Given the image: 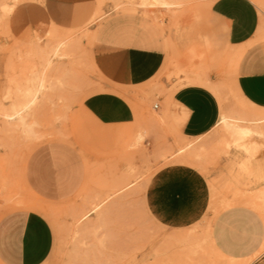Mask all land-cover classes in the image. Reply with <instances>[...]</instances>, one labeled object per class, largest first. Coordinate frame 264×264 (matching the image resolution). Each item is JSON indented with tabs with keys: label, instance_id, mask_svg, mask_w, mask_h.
<instances>
[{
	"label": "rangeland",
	"instance_id": "rangeland-1",
	"mask_svg": "<svg viewBox=\"0 0 264 264\" xmlns=\"http://www.w3.org/2000/svg\"><path fill=\"white\" fill-rule=\"evenodd\" d=\"M159 1L168 5L93 0L89 19L71 27L48 16L45 0H0V249L8 250L9 264H229L211 241L215 215L243 204L264 220V136L222 140L217 125L185 138L168 96L173 80L180 86L187 74L186 83L198 75L211 81L219 117L264 114L235 89L224 33H205L214 0ZM250 1L255 40L264 41V0ZM119 12L153 20L171 52L141 87L113 86L91 63L94 29ZM61 39L74 41L73 53H48L45 65L46 51ZM181 45L186 53L175 51ZM184 146V153L194 150L189 165L159 171ZM127 180L131 187L116 191ZM186 191L199 196L193 207L161 206L157 218L148 211L157 198L166 205ZM191 217L197 240L178 242L173 228L191 227Z\"/></svg>",
	"mask_w": 264,
	"mask_h": 264
},
{
	"label": "crops",
	"instance_id": "crops-1",
	"mask_svg": "<svg viewBox=\"0 0 264 264\" xmlns=\"http://www.w3.org/2000/svg\"><path fill=\"white\" fill-rule=\"evenodd\" d=\"M93 0H45L48 16L63 25L78 27L93 13ZM205 33L222 31L228 54L235 60L234 86L250 104L264 109V41L255 40L258 15L250 0H214L207 7ZM208 21V20H207ZM172 39L171 36L168 38ZM166 36L149 17L138 12H119L105 18L94 29L91 63L108 83L119 88L141 87L163 68ZM182 45L175 50L186 53ZM242 51H241V50ZM221 52V49H220ZM192 75L173 80L171 105L182 117L181 136L208 134L219 118L215 95L204 85L186 83ZM211 83V81L208 79ZM158 107V106H157ZM210 237L214 247L227 258L264 264V220L252 207L234 204L220 210L212 220ZM2 245V244H1ZM8 250L0 249L1 261L10 263ZM244 262V263H245Z\"/></svg>",
	"mask_w": 264,
	"mask_h": 264
},
{
	"label": "bare ground",
	"instance_id": "bare-ground-1",
	"mask_svg": "<svg viewBox=\"0 0 264 264\" xmlns=\"http://www.w3.org/2000/svg\"><path fill=\"white\" fill-rule=\"evenodd\" d=\"M157 2H159L161 5H168V3L164 2V1L157 0ZM63 41H64L63 39L59 40V43L56 45V47H54L52 50L46 51L45 65H48L50 63V60H49L50 57L48 56L49 55L48 53H50L51 57H53V56L57 57V55H59V56L63 55V54H65V51H67V53H66L67 55L70 53H73V48H75V45L73 44L74 41H72V42L70 41L69 44H66ZM205 79H203L201 76L197 75L194 77L193 83L202 84V85L206 86L208 89L211 88L210 84ZM187 82H189V81H187ZM172 91L173 90L168 92V96H170L172 94ZM240 97L242 98L243 101H245L249 105L256 107V106L250 104L249 102H247L241 95H240ZM154 108H155V106H154ZM256 108L259 109V107H256ZM260 109H263V108H260ZM6 116L10 117L11 115H6ZM247 124H250V126H248ZM217 125H219V128H220L219 131H222V133L217 131L219 134V137L221 136L222 140L226 136V137H231L234 142L239 141V140L241 141V139H244L245 137H247L251 133H254L258 136H264V114L253 115L251 117L238 116L237 118L236 117L234 118V117H231L228 115H220L215 126H217ZM239 143L242 144L241 142H239ZM200 146L201 145H199L198 147H200ZM238 146H239V144H238ZM242 146L244 147L245 150L251 149L247 145L242 144ZM187 148H188L187 146H186V148H185V146L177 148L176 154L183 153V155H180L178 158H176L174 160V163H169V164L167 163V165H164L162 168H160L159 171H164V170L167 171V170H171V169L175 170V169L181 168L182 166L189 165L188 159H189V157L192 156V154H194V150H191L187 153H184V151H186ZM190 159L192 160V158H190ZM190 164H191V162H190ZM131 185H132V181H128V180L124 181L120 186H117L116 191H124L126 189H129L131 187ZM187 191L185 192L186 195H183V196L178 195L177 193H173L171 195L170 199H168V201L166 202V205L164 204V201H162L160 198H157V203L155 205L157 207L150 208V209H148V211H150V213L154 217L157 218V213L159 212L161 206H164V207L166 206L169 209L168 211L172 210V207H174L175 205H180L181 208H187V205H190V207H193L196 204V202L200 200L199 196L198 195H192L190 192H187ZM145 195H147V192L144 193V196ZM109 196H110V194L106 195V197L102 198V200H100L98 203H96L95 206H99V205L101 206V203L104 202V200L107 199ZM160 200H161V202H160ZM148 206H149V204H148ZM94 208L95 207L92 206L90 211L82 213V215H80L79 219L82 220L85 217H87L88 213L92 212L94 210ZM99 214L97 215L98 216L96 218L97 220L100 219ZM189 221H190L189 224L191 225V227H188V226L186 227L185 223L181 222L180 224H177V226L175 228H173V235L178 242L183 243V242H188L191 240H193V241L197 240L198 236L196 235V228H197L196 224H197L198 220H196V217H191L189 219ZM219 254L221 257L228 260L227 262H229V264H241L240 262H238L239 261L238 259L227 258V257L223 256L221 253H219Z\"/></svg>",
	"mask_w": 264,
	"mask_h": 264
},
{
	"label": "built area",
	"instance_id": "built-area-1",
	"mask_svg": "<svg viewBox=\"0 0 264 264\" xmlns=\"http://www.w3.org/2000/svg\"><path fill=\"white\" fill-rule=\"evenodd\" d=\"M155 108H157V105H155Z\"/></svg>",
	"mask_w": 264,
	"mask_h": 264
}]
</instances>
